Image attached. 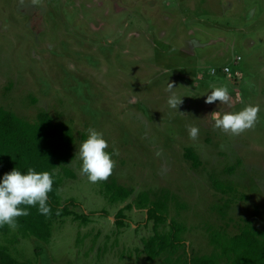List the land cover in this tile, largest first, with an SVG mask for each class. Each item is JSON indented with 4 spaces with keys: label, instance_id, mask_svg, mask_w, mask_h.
Returning a JSON list of instances; mask_svg holds the SVG:
<instances>
[{
    "label": "rangeland",
    "instance_id": "374dc122",
    "mask_svg": "<svg viewBox=\"0 0 264 264\" xmlns=\"http://www.w3.org/2000/svg\"><path fill=\"white\" fill-rule=\"evenodd\" d=\"M169 84L183 97L176 110ZM219 86L229 89L228 103H206ZM247 106L259 108L254 127L235 136L213 129L212 112ZM0 107L27 121L45 112L71 128L65 169L74 177L56 169L58 194L91 215L87 225L54 224L47 244L0 233V246L19 261L162 264L141 254L153 234L146 210L125 211V226L115 225L145 192L167 195L160 231L172 220L182 225L180 253L188 256L210 254L212 233L233 236L245 221L264 230V0H0ZM191 127L199 128L195 140ZM89 128L118 153L112 175L133 191L124 203H108L103 181L79 172L75 154ZM213 180L235 192L216 191Z\"/></svg>",
    "mask_w": 264,
    "mask_h": 264
},
{
    "label": "trees",
    "instance_id": "16d2710c",
    "mask_svg": "<svg viewBox=\"0 0 264 264\" xmlns=\"http://www.w3.org/2000/svg\"><path fill=\"white\" fill-rule=\"evenodd\" d=\"M74 145L75 138L71 128L65 123H55L47 113L40 112L35 120L27 121L0 107V176L14 168L22 173L31 168L37 172H51L54 177L52 191L48 194L51 212L45 216L40 214L36 207H31L29 215L17 218L15 229L7 225L0 227L1 234L9 235L15 230L14 242L34 238L47 244L51 239L54 224L66 218L82 225L90 222V214H78L74 211L78 207L74 199L62 202L58 194L62 179L55 171L62 167L67 178L74 177L73 173L65 169V165L73 158ZM185 157L191 161L194 168L199 167L197 156L192 151H187ZM112 174L113 170L103 181L104 195L110 204L124 203L132 196L133 191L119 185ZM212 186L223 194L235 192L232 186L218 180H213ZM168 202L166 194L157 196L140 193L132 203L127 204L115 215V225L122 228L126 224L125 211L133 208L146 210V222L153 223V234L143 240L141 249V254L147 262L158 260L162 264H264V230L254 229L248 221H245L239 232L233 236L220 232L212 233L210 242L213 250L208 255L188 256L186 250L180 253L185 245L182 238L184 227L172 220L168 231H160L167 222ZM0 264L31 263L17 260L0 246Z\"/></svg>",
    "mask_w": 264,
    "mask_h": 264
},
{
    "label": "clouds",
    "instance_id": "9594fccd",
    "mask_svg": "<svg viewBox=\"0 0 264 264\" xmlns=\"http://www.w3.org/2000/svg\"><path fill=\"white\" fill-rule=\"evenodd\" d=\"M167 104L172 109L182 103V98L176 95L172 84L166 89ZM206 95V103L219 101L226 105L230 99L229 89L225 86L213 87ZM259 108L247 106L239 112L214 111L209 120L213 129H220L224 133L239 135L254 127ZM189 137L195 140L199 134L198 127L188 130ZM109 147L103 134L93 128L87 130L86 139L82 140L75 157L79 161V172L88 181L97 183L106 180L115 166L113 156L115 149L106 151ZM54 183L53 173L37 172L29 168L26 173L14 168L0 176V227L5 225L12 229L17 227V218L29 215V208L36 207L37 211L47 216L51 212L48 204V194Z\"/></svg>",
    "mask_w": 264,
    "mask_h": 264
},
{
    "label": "built area",
    "instance_id": "2783aa9c",
    "mask_svg": "<svg viewBox=\"0 0 264 264\" xmlns=\"http://www.w3.org/2000/svg\"><path fill=\"white\" fill-rule=\"evenodd\" d=\"M219 71H221L222 73H224V74H227V73H229V68H228V66H225V67H223L222 69H220ZM217 73V70L216 69H212L211 70V74L212 75H214V74H216Z\"/></svg>",
    "mask_w": 264,
    "mask_h": 264
}]
</instances>
